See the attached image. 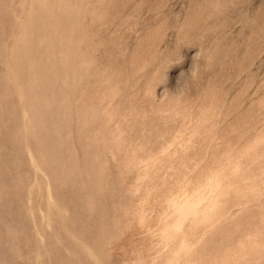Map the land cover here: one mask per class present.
I'll list each match as a JSON object with an SVG mask.
<instances>
[{"label": "rangeland", "instance_id": "374dc122", "mask_svg": "<svg viewBox=\"0 0 264 264\" xmlns=\"http://www.w3.org/2000/svg\"><path fill=\"white\" fill-rule=\"evenodd\" d=\"M0 264H264V0H0Z\"/></svg>", "mask_w": 264, "mask_h": 264}]
</instances>
